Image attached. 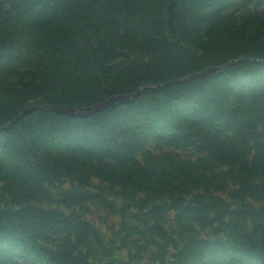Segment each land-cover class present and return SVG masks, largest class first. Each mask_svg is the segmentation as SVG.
<instances>
[{"label": "trees", "instance_id": "16d2710c", "mask_svg": "<svg viewBox=\"0 0 264 264\" xmlns=\"http://www.w3.org/2000/svg\"><path fill=\"white\" fill-rule=\"evenodd\" d=\"M263 3L0 0V126L264 59ZM0 264H264V63L0 132Z\"/></svg>", "mask_w": 264, "mask_h": 264}, {"label": "water", "instance_id": "95a60500", "mask_svg": "<svg viewBox=\"0 0 264 264\" xmlns=\"http://www.w3.org/2000/svg\"><path fill=\"white\" fill-rule=\"evenodd\" d=\"M256 60L257 59H248V58L235 60V61L229 62V63H227V64H225L223 66H219V67H216V68H211V69H208V70H206L204 72H201L199 74L190 75V77L191 78H207V77H211L212 75L215 74V72L220 71V70H222L224 68H227L228 66H230L232 64H235L237 62H240V61H256ZM177 82H180V80H177ZM144 88H159V85H154V86L146 85V86H144L143 88H141L138 92H136L134 94H128V95H122V96L113 97L110 100L104 102L100 107H88V108H85V109H75V108H70V107H65V106H62L60 108H57V107L47 108V107L34 106L32 108L25 109L15 120L10 122V124L2 127V129H5V128L9 127L11 124L16 122L19 118H21L23 116H26V115L36 111L37 109L52 110V111L57 112V113L67 114V115H71V116L84 117V116L90 115V114H92V113H94L96 111H101V110H103L106 107L113 106L115 103H127V102H130L133 99H135L137 96H139V94L141 93V91Z\"/></svg>", "mask_w": 264, "mask_h": 264}, {"label": "bare ground", "instance_id": "6f19581e", "mask_svg": "<svg viewBox=\"0 0 264 264\" xmlns=\"http://www.w3.org/2000/svg\"><path fill=\"white\" fill-rule=\"evenodd\" d=\"M242 58V57H241ZM237 59H240V58H237ZM248 59H257L256 61H246V62H249V63H256V64H261V63H264V59H258V58H248ZM178 82L175 81V80H170L168 82H165V83H161L159 84V89L160 88H164V87H168V86H172V85H177ZM141 89V88H140ZM139 89V90H140ZM138 91V90H137ZM143 92V90L141 91V93ZM104 102H101V103H98V104H95V105H92L91 107H100ZM22 112V111H21ZM54 112V111H53ZM32 113H35V112H32Z\"/></svg>", "mask_w": 264, "mask_h": 264}, {"label": "rangeland", "instance_id": "374dc122", "mask_svg": "<svg viewBox=\"0 0 264 264\" xmlns=\"http://www.w3.org/2000/svg\"><path fill=\"white\" fill-rule=\"evenodd\" d=\"M232 61V60H231ZM174 79H176V78H174ZM53 112V111H52ZM53 113H55V112H53Z\"/></svg>", "mask_w": 264, "mask_h": 264}]
</instances>
